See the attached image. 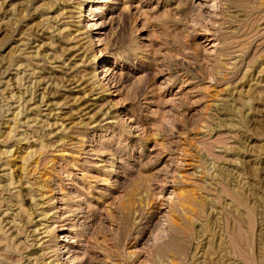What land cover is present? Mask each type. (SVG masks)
Listing matches in <instances>:
<instances>
[{
  "label": "rangeland",
  "instance_id": "rangeland-1",
  "mask_svg": "<svg viewBox=\"0 0 264 264\" xmlns=\"http://www.w3.org/2000/svg\"><path fill=\"white\" fill-rule=\"evenodd\" d=\"M134 261L264 264V0H0V264Z\"/></svg>",
  "mask_w": 264,
  "mask_h": 264
},
{
  "label": "bare ground",
  "instance_id": "bare-ground-1",
  "mask_svg": "<svg viewBox=\"0 0 264 264\" xmlns=\"http://www.w3.org/2000/svg\"><path fill=\"white\" fill-rule=\"evenodd\" d=\"M204 6V5H203ZM95 7V5H93V6H91V9L90 10H92L93 8ZM91 13H94V11L93 12H91ZM123 19H125L126 18V13H124L123 14ZM216 32V31H215ZM218 42V41H217ZM151 201V200H150ZM133 205V204H132ZM169 214V213H168ZM113 216V215H112ZM166 219H167V217H166ZM169 220V219H168ZM167 222V221H166ZM169 222V221H168ZM167 222V223H168ZM170 222L172 223V225L170 226V232H172V233H176V234H174L173 236H172V238H173V240H177L178 241V235H182L184 232H189V231H187V229L185 228V227H182V226H175V222H174V220H170ZM159 224H161V223H159ZM158 224V225H159ZM169 224V223H168ZM162 225V224H161ZM167 225V224H166ZM164 226V225H163ZM162 226V227H163ZM156 227V226H155ZM168 227H169V225H168ZM157 228V227H156ZM159 228V227H158ZM168 229V228H167ZM163 231H165V230H163ZM185 234V233H184ZM163 235V234H162ZM177 235V236H176ZM164 237V236H163ZM155 238V237H154ZM157 238V237H156ZM157 241V240H156ZM179 241H181L180 239H179ZM106 246V245H105ZM165 248H168V247H165ZM158 250H160V252H163V246L160 244V245H158V248H157ZM106 250V249H105ZM108 251V250H107ZM105 252V251H104ZM109 252H110V249H109ZM108 252V253H109ZM112 252V251H111ZM161 254V253H160ZM131 255V254H130ZM175 255V254H174ZM107 256V255H106ZM123 256V255H122ZM108 259V258H107ZM44 262V261H43ZM133 262V261H132ZM174 263V262H173ZM134 264H135V261H134ZM175 264V263H174ZM182 264V263H181Z\"/></svg>",
  "mask_w": 264,
  "mask_h": 264
}]
</instances>
